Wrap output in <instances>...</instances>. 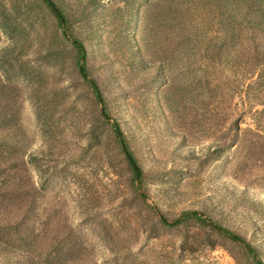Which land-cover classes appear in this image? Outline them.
Listing matches in <instances>:
<instances>
[{
  "label": "rangeland",
  "instance_id": "1",
  "mask_svg": "<svg viewBox=\"0 0 264 264\" xmlns=\"http://www.w3.org/2000/svg\"><path fill=\"white\" fill-rule=\"evenodd\" d=\"M53 1L142 175L44 2L0 0V264H254L217 226L264 263V0Z\"/></svg>",
  "mask_w": 264,
  "mask_h": 264
},
{
  "label": "trees",
  "instance_id": "2",
  "mask_svg": "<svg viewBox=\"0 0 264 264\" xmlns=\"http://www.w3.org/2000/svg\"><path fill=\"white\" fill-rule=\"evenodd\" d=\"M42 1L44 2L46 7L48 8V10L52 13V15H54V17L57 19L63 35L71 41L73 47L78 51V54L80 56L79 57L80 62H78L79 74L82 77V79L85 80L88 83V85L91 87L93 94H94V97L96 99V102L101 107V115L104 118V120L106 121V123H108L110 125L116 139L118 140V143L120 145L122 153L124 154L126 161L129 164V166L133 172L134 181H136L137 169L139 170L141 175H142V170L139 167V163H138L137 158L135 157L134 153L129 148V146H128V144H127V142H126V140L122 134V131L120 129L119 124L109 114V111L105 106V101L103 99L100 88L98 87V84L96 83V81L91 79L88 68L86 66V63L84 62L82 65L81 61H82V59H85L84 45L82 44V42L80 40L76 39L74 37V35L71 33L64 13L54 3V1L53 0H42ZM62 19L65 20L64 25L62 24ZM81 67H82V70H81ZM121 139H123V143H121ZM140 190H142L141 187H140ZM140 195L144 201L147 200L146 194L142 193ZM187 217L193 218V219L200 221V222H203V223H207V220L205 219L204 215L197 213V212L191 213V214L187 215ZM216 229L220 232H223L226 236H229L233 241L238 242L242 246V248L246 250L247 254L253 260L254 264H264L261 261V259L259 258L257 250L254 249L244 239H242L241 237H239L237 235H234L232 232L227 231L220 226H217Z\"/></svg>",
  "mask_w": 264,
  "mask_h": 264
},
{
  "label": "water",
  "instance_id": "3",
  "mask_svg": "<svg viewBox=\"0 0 264 264\" xmlns=\"http://www.w3.org/2000/svg\"><path fill=\"white\" fill-rule=\"evenodd\" d=\"M62 24H63V25L65 24V20H64V19H62ZM81 62H82V65H83V63L85 62V59H82ZM81 70H82V67H81ZM103 111H104V110H103ZM121 143H123V139H121ZM140 178H141V173H140L139 170L137 169L136 183H137L138 189H139ZM183 217H185V215H184Z\"/></svg>",
  "mask_w": 264,
  "mask_h": 264
}]
</instances>
